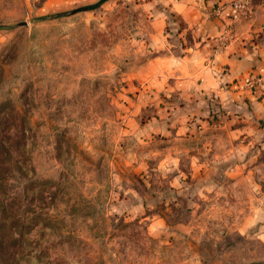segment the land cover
Segmentation results:
<instances>
[{"label": "rangeland", "instance_id": "obj_1", "mask_svg": "<svg viewBox=\"0 0 264 264\" xmlns=\"http://www.w3.org/2000/svg\"><path fill=\"white\" fill-rule=\"evenodd\" d=\"M150 5L0 0V264H264V145L246 170L214 96L131 74Z\"/></svg>", "mask_w": 264, "mask_h": 264}, {"label": "crops", "instance_id": "obj_2", "mask_svg": "<svg viewBox=\"0 0 264 264\" xmlns=\"http://www.w3.org/2000/svg\"><path fill=\"white\" fill-rule=\"evenodd\" d=\"M147 1L152 18L143 46L150 55L131 74L161 86L171 76L185 93L203 88L223 107L241 164L249 158L246 170L264 164L253 162L259 154L255 149L264 145V0H255L251 12L236 20L229 0H160L183 23L171 27L173 32L165 29L166 12ZM221 35L227 44L217 49Z\"/></svg>", "mask_w": 264, "mask_h": 264}, {"label": "built area", "instance_id": "obj_3", "mask_svg": "<svg viewBox=\"0 0 264 264\" xmlns=\"http://www.w3.org/2000/svg\"><path fill=\"white\" fill-rule=\"evenodd\" d=\"M255 0H229L231 7V19L236 20L242 16L249 14ZM227 44V38L223 35L217 38L216 48L219 49Z\"/></svg>", "mask_w": 264, "mask_h": 264}, {"label": "trees", "instance_id": "obj_4", "mask_svg": "<svg viewBox=\"0 0 264 264\" xmlns=\"http://www.w3.org/2000/svg\"><path fill=\"white\" fill-rule=\"evenodd\" d=\"M63 14H66V11H60V12H57L55 13L54 16H58V15H63ZM49 17L53 16V15H48ZM43 18V17H42Z\"/></svg>", "mask_w": 264, "mask_h": 264}, {"label": "water", "instance_id": "obj_5", "mask_svg": "<svg viewBox=\"0 0 264 264\" xmlns=\"http://www.w3.org/2000/svg\"><path fill=\"white\" fill-rule=\"evenodd\" d=\"M99 2H100V1H99ZM99 2H97V3H99ZM97 3H94L93 5H96ZM93 5H92V6H93Z\"/></svg>", "mask_w": 264, "mask_h": 264}]
</instances>
